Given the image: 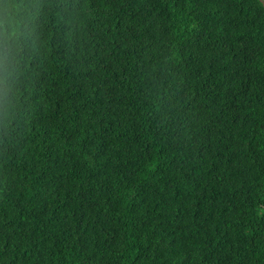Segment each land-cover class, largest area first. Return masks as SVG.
I'll list each match as a JSON object with an SVG mask.
<instances>
[{"label": "trees", "instance_id": "obj_1", "mask_svg": "<svg viewBox=\"0 0 264 264\" xmlns=\"http://www.w3.org/2000/svg\"><path fill=\"white\" fill-rule=\"evenodd\" d=\"M0 21V264H264V0Z\"/></svg>", "mask_w": 264, "mask_h": 264}, {"label": "clouds", "instance_id": "obj_2", "mask_svg": "<svg viewBox=\"0 0 264 264\" xmlns=\"http://www.w3.org/2000/svg\"><path fill=\"white\" fill-rule=\"evenodd\" d=\"M5 37L8 38V43H12V29L9 26L8 22L0 21V40H3Z\"/></svg>", "mask_w": 264, "mask_h": 264}, {"label": "bare ground", "instance_id": "obj_3", "mask_svg": "<svg viewBox=\"0 0 264 264\" xmlns=\"http://www.w3.org/2000/svg\"><path fill=\"white\" fill-rule=\"evenodd\" d=\"M42 83V82H41ZM141 105V104H140ZM136 107V106H135ZM55 108V107H54ZM14 113V112H13ZM134 122V121H133ZM135 123V122H134ZM128 135V134H127ZM87 143V142H86ZM113 156V155H112Z\"/></svg>", "mask_w": 264, "mask_h": 264}]
</instances>
